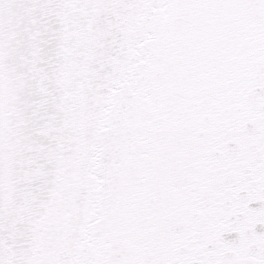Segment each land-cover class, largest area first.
<instances>
[{"label":"snow or ice","instance_id":"1","mask_svg":"<svg viewBox=\"0 0 264 264\" xmlns=\"http://www.w3.org/2000/svg\"><path fill=\"white\" fill-rule=\"evenodd\" d=\"M0 264H264V0H0Z\"/></svg>","mask_w":264,"mask_h":264}]
</instances>
